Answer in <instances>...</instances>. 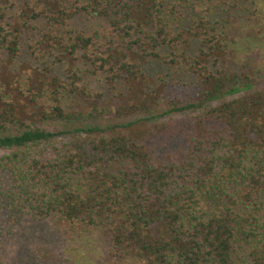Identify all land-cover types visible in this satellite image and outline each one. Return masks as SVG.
<instances>
[{
  "label": "trees",
  "instance_id": "obj_1",
  "mask_svg": "<svg viewBox=\"0 0 264 264\" xmlns=\"http://www.w3.org/2000/svg\"><path fill=\"white\" fill-rule=\"evenodd\" d=\"M32 2L0 0V244L2 225L25 218L65 241L100 235L119 262L264 264V78L218 18L263 0ZM40 18L54 67L22 93L6 64ZM82 18L90 34L72 28ZM155 64L194 83L154 86ZM90 75L117 95L104 104L81 83ZM177 136L175 154L158 157Z\"/></svg>",
  "mask_w": 264,
  "mask_h": 264
},
{
  "label": "rangeland",
  "instance_id": "obj_2",
  "mask_svg": "<svg viewBox=\"0 0 264 264\" xmlns=\"http://www.w3.org/2000/svg\"><path fill=\"white\" fill-rule=\"evenodd\" d=\"M37 1L41 2L42 0H34L35 3H31V6L35 7L36 11L42 9L43 5ZM260 6L261 8L257 6L258 10L254 11L255 8L250 4H239L238 8L231 12L229 18L225 13L218 18L220 19L219 27L222 31L224 27V35L228 40L234 41L235 50L238 57L241 58V63L249 62L255 67L256 63H259L256 68L260 66L258 69H261L260 74L264 78V33L262 32L264 29V0ZM252 11L259 13V18L249 15ZM20 12L21 8L17 6L12 11H9L8 17L18 16ZM91 22V20L82 18L76 24L73 23L72 28L76 30L82 29L90 34L95 28H91L90 31ZM32 25L33 29H30L29 27H32ZM45 26L46 21L41 18L29 22L28 28L21 35L20 56L13 62L6 64L7 73L5 76L10 77L12 87L22 93L26 92L29 80L33 78L34 73L46 74L48 69L52 70L54 67L51 63L54 57L50 58L49 54L41 49V44L46 42L44 37H42L43 32L47 31ZM43 29L45 30L43 31ZM255 32H258V34L256 35ZM67 66V64L61 65L58 70L63 78L65 77ZM50 74L53 75V72ZM146 76L153 80L154 86H157L160 81L194 83V79L183 74L180 68L175 67L173 69L171 66L163 64L151 66ZM95 78V76L90 75L88 79L83 80L81 83L89 87L93 95L95 93H103L102 99L105 104L110 98L112 99V96H116L117 92L115 91L114 94L110 91L109 93L106 90L107 86L102 85L103 80ZM5 92V85L0 80V93L3 94ZM11 95L12 93L7 94L6 98ZM49 97L50 94L45 91L39 99V105L46 108L50 104ZM77 102H79L80 106L83 105L81 101H78V98H74L72 102L74 107ZM64 103L70 105L69 99L65 98ZM180 140V137L177 136L173 139V144L169 143V146L167 143L166 146L158 145L155 149L156 155L163 158L165 155L175 154L177 151L175 146L181 145ZM155 142L158 143V140ZM11 221L6 223L7 225H2L5 230L0 244V256L3 264H138L131 263V261L119 262L109 257L107 244L100 235L86 234L65 241L44 221L32 222L30 219L25 218ZM43 251H46L50 256L47 261L38 257V253Z\"/></svg>",
  "mask_w": 264,
  "mask_h": 264
}]
</instances>
